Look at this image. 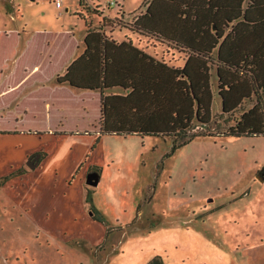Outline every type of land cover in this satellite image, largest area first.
<instances>
[{"label": "rangeland", "instance_id": "1", "mask_svg": "<svg viewBox=\"0 0 264 264\" xmlns=\"http://www.w3.org/2000/svg\"><path fill=\"white\" fill-rule=\"evenodd\" d=\"M12 1L8 13L0 0V264H264V136H198L171 153L170 137L99 135L97 99L82 105L88 93L57 83L45 44L59 30L78 39L85 19L125 0H85L91 11L79 0ZM95 170L100 182L88 186Z\"/></svg>", "mask_w": 264, "mask_h": 264}, {"label": "trees", "instance_id": "2", "mask_svg": "<svg viewBox=\"0 0 264 264\" xmlns=\"http://www.w3.org/2000/svg\"><path fill=\"white\" fill-rule=\"evenodd\" d=\"M151 2L131 23L118 18L111 23L112 18L103 16L100 26L91 27L85 19V50L57 77L58 82L67 81L76 88L101 91L97 133L170 137L171 153L198 136H264V0H233L234 10L223 27L211 21L214 0H197L194 41L186 43L193 52L187 53L181 67L169 66L128 42L117 43L94 31L120 25L148 32L145 17ZM79 6L92 10L85 0H79ZM77 15L83 17L80 11ZM216 46V54H212ZM124 48L133 51L140 63L128 66L116 62ZM213 65L217 66L221 103L215 114L209 83ZM114 86L125 92L104 93ZM246 101L252 103L248 108H244ZM235 111L239 113L234 116ZM196 127L201 130L193 131ZM87 199L92 202L91 191ZM91 216L104 221L93 204ZM147 264L163 262L154 257Z\"/></svg>", "mask_w": 264, "mask_h": 264}, {"label": "crops", "instance_id": "3", "mask_svg": "<svg viewBox=\"0 0 264 264\" xmlns=\"http://www.w3.org/2000/svg\"><path fill=\"white\" fill-rule=\"evenodd\" d=\"M8 5L6 6L8 9V13L14 12V3L12 0H3ZM152 1V2H151ZM141 4H140V3ZM151 2L149 13H147L145 17V25L148 32H143L140 30H133L125 26L115 25V26H104L101 30H94L95 32H102L109 39L115 40L117 43L128 42L133 47L138 50L154 57L155 59L166 63L169 66L181 67L186 61L187 53H192L193 50L189 49L186 46L187 42L193 43L194 35H195V14L198 11L196 9L199 3L197 0H138L139 6L137 8H133V10L129 7L132 5V1L128 2L124 1L123 5H120V10L118 11H103L99 10L97 13V22L91 27H95L96 25L101 24L102 17L108 18H118L124 23L133 22L138 16L142 15L147 8V5ZM215 6L211 9L212 14V23L214 20L218 22V24L223 27L226 23L227 15L231 14L234 10L233 0H214ZM130 3V4H128ZM92 4L90 3L89 6ZM245 5V2L242 3V6ZM9 6V7H8ZM57 7V6H56ZM109 10V9H108ZM96 15V14H95ZM214 15V16H213ZM234 21L230 22L229 25H232ZM83 33L78 39L75 40L74 31L66 29L59 30L58 32H52L50 37H52L51 42L49 39L47 40V44H45L49 51L47 57L51 60L49 62L55 63L57 62L59 69L55 75V79L59 85L68 84L67 81L58 82L57 77L64 74L66 72L67 67L70 63L77 58L79 55L83 53L85 50L86 44L84 42V38L87 34L86 26L84 23ZM215 26L212 25L210 30L211 34L214 33ZM24 31V30H23ZM228 30L224 33L223 37L226 35ZM45 33L44 31L42 32ZM29 33H22V37L27 36ZM37 34H41L38 32ZM221 38V40L223 39ZM20 39V38H19ZM58 45V46H57ZM211 45V44H210ZM217 47L213 48L212 54H216ZM195 51V50H194ZM116 62L128 66L139 64L140 61L137 55L131 51L124 48L118 53L116 56ZM216 65H213L210 73V86L212 91V105L214 101L215 95L218 94L217 84L218 77L216 72ZM129 68V67H128ZM41 69L40 64H34L30 71H39ZM25 77L22 78V80ZM126 80V79H124ZM69 88L72 89H81L84 92L88 93V97L82 98L80 96V103L85 105L84 103L87 101V98L92 99L94 97L97 99L99 114L98 118H96V129L98 131V119L100 117V94L101 91L99 89H84V88H76L71 86ZM125 91L120 86H114L112 88H107L104 90L105 94L109 93H124ZM211 105V110H212ZM86 110V108H83ZM212 113L215 114L212 110ZM41 157V155H40ZM40 160V158H39ZM39 163V161H38ZM100 177L102 175V170L98 171ZM100 182V181H99ZM99 184V183H98ZM94 202V201H93Z\"/></svg>", "mask_w": 264, "mask_h": 264}, {"label": "water", "instance_id": "4", "mask_svg": "<svg viewBox=\"0 0 264 264\" xmlns=\"http://www.w3.org/2000/svg\"><path fill=\"white\" fill-rule=\"evenodd\" d=\"M39 158H40V154L39 153H35V154L30 156V158L27 161V164L30 167L36 166V164L39 161ZM256 177L259 180L263 181L264 180V169H261L257 173ZM99 181H100V175H99L98 171L95 170V171H90V172L87 173L86 178H85V183L88 186L96 187L98 185Z\"/></svg>", "mask_w": 264, "mask_h": 264}, {"label": "built area", "instance_id": "5", "mask_svg": "<svg viewBox=\"0 0 264 264\" xmlns=\"http://www.w3.org/2000/svg\"><path fill=\"white\" fill-rule=\"evenodd\" d=\"M104 2L106 3L107 6H113V5L117 4V0H104ZM55 5L57 7H59L60 6V2L56 1Z\"/></svg>", "mask_w": 264, "mask_h": 264}, {"label": "flooded vegetation", "instance_id": "6", "mask_svg": "<svg viewBox=\"0 0 264 264\" xmlns=\"http://www.w3.org/2000/svg\"><path fill=\"white\" fill-rule=\"evenodd\" d=\"M37 153V152H36ZM35 154V153H34ZM33 155V154H32ZM262 169H264V166H263V168Z\"/></svg>", "mask_w": 264, "mask_h": 264}]
</instances>
